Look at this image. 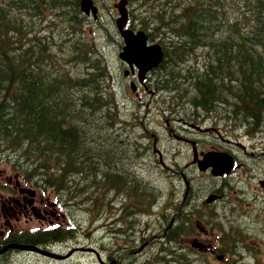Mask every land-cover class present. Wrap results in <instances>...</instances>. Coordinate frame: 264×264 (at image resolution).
I'll use <instances>...</instances> for the list:
<instances>
[{
  "label": "trees",
  "instance_id": "1",
  "mask_svg": "<svg viewBox=\"0 0 264 264\" xmlns=\"http://www.w3.org/2000/svg\"><path fill=\"white\" fill-rule=\"evenodd\" d=\"M128 3V26L163 47L158 90L171 98L179 92L196 108L226 111L234 123L242 111H264V0ZM103 18H88L80 0H0L1 158L37 187L53 190L64 211L85 207L95 216L90 227L101 211L118 204L115 197L123 195L121 204L131 200V217L143 218L132 231L137 241L151 239L148 247L164 241L154 264H205L206 256H194L186 244L192 228L187 200H174L172 210L161 213V231L154 234L144 217L168 205L155 201L149 182L130 173L128 182L120 177L118 168L144 167L132 158L135 146L121 141L129 134L119 129L127 118L118 114L115 79L101 41L117 47L122 42L115 23L103 24ZM110 142L123 152L110 150ZM71 216L68 225L31 238L77 237L82 226Z\"/></svg>",
  "mask_w": 264,
  "mask_h": 264
},
{
  "label": "flooded vegetation",
  "instance_id": "2",
  "mask_svg": "<svg viewBox=\"0 0 264 264\" xmlns=\"http://www.w3.org/2000/svg\"><path fill=\"white\" fill-rule=\"evenodd\" d=\"M119 62L123 68L122 79L131 91L130 97L125 96L127 105L136 106L139 103L142 106L132 109L125 120L128 137L132 138L135 134L133 145L136 150L132 158L139 162V166L143 167L144 163L145 168L148 167L145 158L156 162V156L161 158L163 148L156 142L152 147L146 144L148 129L154 127L152 123L158 121L157 117L166 119L168 133L175 142L173 148L178 158L175 156L172 159L170 169L175 179L186 184L184 199H187V210L192 217L190 243L193 255L204 254L209 264H213L212 260L223 264H259V259L264 258V111H242V117L234 123L236 140H228L227 124L232 119H228L226 111L212 112L201 107L191 108L189 115L179 111L175 115L173 108L170 111H150L157 103L153 98L159 93L155 90L158 88L155 83L158 70H152L141 78L135 66ZM213 119L219 121L213 122ZM202 124L210 125L201 128ZM211 152L232 155L229 173L214 176L211 166L200 170L199 164ZM129 170L137 177L142 172L138 168ZM11 181L12 192L7 196L1 195L2 213L13 223L6 221L0 228V260L16 252L32 253L14 246H44L51 242L48 238L33 241L30 236L26 237L27 232L16 228L21 219L26 225L34 216L40 220H45L48 214L55 220L59 218L55 204H48L49 209L42 206L43 194L39 190L24 187L19 176ZM32 190L35 192L32 193ZM54 223L51 220L44 229L49 231Z\"/></svg>",
  "mask_w": 264,
  "mask_h": 264
},
{
  "label": "rangeland",
  "instance_id": "3",
  "mask_svg": "<svg viewBox=\"0 0 264 264\" xmlns=\"http://www.w3.org/2000/svg\"><path fill=\"white\" fill-rule=\"evenodd\" d=\"M120 0H98L97 6L99 8V15H103V24H114L115 19L119 17V13L116 9H112L115 7V4L119 3ZM131 7L129 5V11ZM130 13V12H129ZM93 20V19H92ZM99 35V33L97 34ZM102 45L104 46L105 54L108 57L111 65V70L113 71L114 75V86L116 90V99L118 101V105L120 109L118 110V114H122V117H129L130 111L132 109L138 107H142L139 103L134 105H127V101L125 96L130 97L131 91L128 86H126L124 80L122 79V65L120 64L118 57H117V49H119L116 45L109 43L106 45L105 41H101ZM150 44L156 43V41L148 40ZM119 52V51H118ZM124 85V87L122 86ZM185 85L181 87L183 89ZM158 96L153 98L154 102H157L155 105H152L150 111H170L173 108V113L175 115L177 111L180 114H187L192 112L191 108L195 106L191 103L189 104L184 99L177 96L176 98H171L172 94H165L162 90H158ZM179 95V92L175 93ZM183 95V94H182ZM190 97L194 96V93H190ZM178 113V114H179ZM161 115V114H158ZM169 115V114H168ZM174 115H172L173 117ZM156 117L153 116V119ZM158 121L152 123L154 127L149 128L147 132V140L146 144L152 145L156 142L161 149L163 148L164 153L160 156H156L158 162L153 161L150 158H145V163L148 166L145 168V164L143 163V167L145 168L139 177V179L149 182L157 191L155 201L163 204H167V211L159 207L152 216L144 217L143 224L148 222V225L151 226V229L154 231V234H157L161 231V213L171 211L172 206L174 205V200L178 202V199H182L184 196L186 185L184 186L181 184L180 180L175 179L173 176L170 167H172V159L175 156L178 158L177 151L173 148L175 142H173V138L169 135L168 129L169 127L166 126V119L165 118H158ZM125 120V119H124ZM136 123V120H133ZM170 123L172 120L169 119ZM219 120H214L213 122H218ZM210 125V124H209ZM202 124L201 128L208 127ZM228 140H236V128L234 127V122L228 120ZM127 125L120 124L119 129H125ZM181 130V128H180ZM126 131V129H125ZM111 137L108 131H106ZM198 136L199 134H194ZM114 138V137H113ZM112 138V139H113ZM125 140H121L124 142V146L127 143L128 146H133L135 134H132L128 137V135H124L122 137ZM132 140V142H128ZM111 145V149L113 152H117L118 155L120 154L119 147L113 143H108ZM108 146V145H107ZM173 149V151H172ZM109 150V151H110ZM166 152V153H165ZM175 152V154H174ZM114 154V153H113ZM165 156L163 157V155ZM2 155H0V228L3 227L6 221L12 222L8 217H4L1 207V195H8L12 192L13 182L15 178L19 175L20 180L23 182L22 185L24 187L30 186V188L39 190V193L43 194V204L42 206L46 209H49L48 204L50 203H57L56 213L58 214L59 218L55 220L50 214L46 215L45 220H40L36 216L33 217V220L30 223L24 224V220L21 219V222L17 224L18 229H23L25 232L32 231L33 229H44L48 225L51 220H54L56 224H62L63 226L68 225L69 220L72 219L73 215L77 220H79V227L80 233L77 237L67 239L62 242H58L55 244L56 250L58 251L55 254L57 257H47L35 253H18L9 254L6 256L4 262L7 264H154V258L160 254L161 251V241L157 244H152V246L148 247L149 242L151 239L145 238L141 240L139 237V241H137V234H132V231L139 227V221L143 220L141 216H137L136 218H132L130 214V206L131 200H126L124 205H122L119 209L115 208L113 205L112 209H107L106 211H101L100 216L101 218L98 219L96 224L90 227V221L95 219V216H90L88 211L85 207H81L80 211H64L63 205L59 203V196L50 188L47 189H39L29 183V181L23 180L21 175L18 171L14 169L9 161H4ZM16 160V158L14 159ZM177 163V162H176ZM179 163V162H178ZM175 164V163H173ZM170 166V167H169ZM119 171H122L121 178H126L128 182L130 170L127 166L122 167ZM140 172L141 170L138 169ZM179 183V184H178ZM101 188L103 185H98ZM128 186V183H127ZM41 190V191H40ZM181 190V192H180ZM113 196H115L113 194ZM123 195H119L114 198V201L120 202L123 200ZM187 200V199H186ZM123 208V210H121ZM95 210V208H93ZM51 211V209H50ZM122 211V212H121ZM159 216L160 221L157 220ZM93 222V221H92ZM13 223V222H12ZM39 227V228H38ZM99 230H96V228ZM141 228V226H140ZM143 228V227H142ZM141 228V229H142ZM186 244H190V239H188ZM148 247V248H147ZM147 248V249H146ZM165 254V253H164ZM167 257H171L167 255ZM8 259V260H7ZM207 261V262H206ZM205 264H209L208 259L204 260ZM213 264H223L221 262H213ZM229 263H232L229 260Z\"/></svg>",
  "mask_w": 264,
  "mask_h": 264
},
{
  "label": "water",
  "instance_id": "4",
  "mask_svg": "<svg viewBox=\"0 0 264 264\" xmlns=\"http://www.w3.org/2000/svg\"><path fill=\"white\" fill-rule=\"evenodd\" d=\"M80 6L86 14L90 12L94 16L97 14V7L92 0H81ZM118 9L120 16L116 20V26L124 42L119 57L131 66L134 64L139 69V75L142 78L144 74L157 67L163 60L162 47L157 43L148 44V37L144 31L135 32L130 28H126L128 16L125 0L118 4ZM231 164L232 158L227 153H210L205 156V160L199 166L201 169L211 166L214 175H222L228 172Z\"/></svg>",
  "mask_w": 264,
  "mask_h": 264
},
{
  "label": "bare ground",
  "instance_id": "5",
  "mask_svg": "<svg viewBox=\"0 0 264 264\" xmlns=\"http://www.w3.org/2000/svg\"><path fill=\"white\" fill-rule=\"evenodd\" d=\"M188 101V100H187ZM258 233V232H257ZM261 239V238H260Z\"/></svg>",
  "mask_w": 264,
  "mask_h": 264
}]
</instances>
